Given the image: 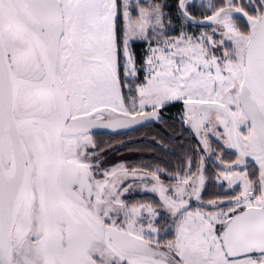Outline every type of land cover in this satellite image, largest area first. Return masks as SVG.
<instances>
[{
  "label": "snow or ice",
  "instance_id": "6c2138e0",
  "mask_svg": "<svg viewBox=\"0 0 264 264\" xmlns=\"http://www.w3.org/2000/svg\"><path fill=\"white\" fill-rule=\"evenodd\" d=\"M0 264H264V0H0Z\"/></svg>",
  "mask_w": 264,
  "mask_h": 264
},
{
  "label": "trees",
  "instance_id": "16d2710c",
  "mask_svg": "<svg viewBox=\"0 0 264 264\" xmlns=\"http://www.w3.org/2000/svg\"><path fill=\"white\" fill-rule=\"evenodd\" d=\"M175 112L174 108L168 115ZM98 133L108 136L105 143L116 146L115 150L110 151L107 156V159L112 163L123 162L128 166L130 164L142 166L173 159L163 148L167 147L169 152L174 151L173 142L169 139L174 133L163 125L132 126L118 129L115 132L99 130ZM157 141H160L161 144H157ZM151 195L137 194L136 199H150Z\"/></svg>",
  "mask_w": 264,
  "mask_h": 264
},
{
  "label": "rangeland",
  "instance_id": "374dc122",
  "mask_svg": "<svg viewBox=\"0 0 264 264\" xmlns=\"http://www.w3.org/2000/svg\"><path fill=\"white\" fill-rule=\"evenodd\" d=\"M109 131H111V130H109ZM98 139H100L101 141L105 142L108 139V136L101 135V134L98 133ZM223 159H224L225 162H228L231 159H234V157L231 156L230 153H225ZM206 163H207V175L209 177V179H208V192H212V191L217 190L216 187H215L216 182H215V179H214L215 173H216V163L217 162L215 160V157H213L211 160L207 161ZM138 165L139 164H137V165H131L130 164V166H128V165L127 166L129 168H133V167H139ZM221 167H222V165H221ZM194 206H195V204H194Z\"/></svg>",
  "mask_w": 264,
  "mask_h": 264
}]
</instances>
